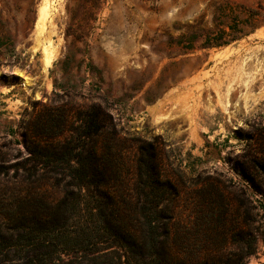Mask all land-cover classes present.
Returning <instances> with one entry per match:
<instances>
[{
  "label": "rangeland",
  "instance_id": "obj_1",
  "mask_svg": "<svg viewBox=\"0 0 264 264\" xmlns=\"http://www.w3.org/2000/svg\"><path fill=\"white\" fill-rule=\"evenodd\" d=\"M147 143L177 190L168 232L157 230L172 259H237L243 228L255 237L245 262L264 264V192L238 172L264 160V0H0V264L32 258L16 237L55 244L120 216L145 237ZM91 146L120 214L69 166ZM56 247L47 264L94 256Z\"/></svg>",
  "mask_w": 264,
  "mask_h": 264
},
{
  "label": "trees",
  "instance_id": "obj_2",
  "mask_svg": "<svg viewBox=\"0 0 264 264\" xmlns=\"http://www.w3.org/2000/svg\"><path fill=\"white\" fill-rule=\"evenodd\" d=\"M93 120L94 118H90L88 124ZM98 128L100 127H95V132ZM78 155L76 165L69 166L78 173L79 183L94 185L96 194L104 196L105 203L109 205L111 212L115 211L120 214L115 199L106 190H103L110 180L103 160L96 154L92 146L87 148L85 155L80 153ZM248 163L249 166H246L243 162H238V172L252 190L263 195L264 160L250 159ZM136 168V191L145 237H135L129 227L123 223L121 216L115 223L106 220L102 225L83 223L77 230L78 237L72 239L58 237L56 245L51 241L57 237H16L12 245L24 246L26 247L25 252L30 251L33 254L32 258L27 257L18 264H47L52 253L57 250L56 246L61 239L65 242V247L61 250L81 249L94 255L90 259L91 262H87V264H177L167 249V237H157L158 228L168 232L169 205L177 196L176 187L168 178L162 176L155 147L150 143L139 146ZM84 211L90 215L103 216L102 208L99 205L95 212L87 205ZM246 212H244L243 224L248 225ZM2 242L7 245L9 239L2 237ZM254 242L255 237L240 228L238 230V248L240 250L238 258L230 262L218 260L215 264H248L244 257L254 253ZM1 248L3 252L7 247ZM99 250L103 251L98 253ZM3 256H7V254L2 253ZM198 264L208 263L200 261Z\"/></svg>",
  "mask_w": 264,
  "mask_h": 264
},
{
  "label": "bare ground",
  "instance_id": "obj_3",
  "mask_svg": "<svg viewBox=\"0 0 264 264\" xmlns=\"http://www.w3.org/2000/svg\"><path fill=\"white\" fill-rule=\"evenodd\" d=\"M40 10H41V12H39V15H40L41 13L44 12V11H43V10H44L43 8H41ZM40 17H41V16H40ZM49 60H50V55H49L48 52H45V53H44V62H45V63H48ZM23 81H24V83H26V82L28 81V79H27V78H23Z\"/></svg>",
  "mask_w": 264,
  "mask_h": 264
}]
</instances>
